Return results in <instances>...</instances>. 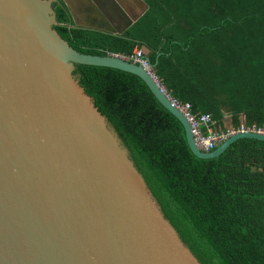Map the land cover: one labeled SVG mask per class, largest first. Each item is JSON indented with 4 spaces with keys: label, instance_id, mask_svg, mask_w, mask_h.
<instances>
[{
    "label": "water",
    "instance_id": "1",
    "mask_svg": "<svg viewBox=\"0 0 264 264\" xmlns=\"http://www.w3.org/2000/svg\"><path fill=\"white\" fill-rule=\"evenodd\" d=\"M58 1L0 0V264H201L80 85L76 65L143 80L199 159L264 135L238 133L202 151L153 66L76 51L56 30ZM137 1L140 13L118 36L148 12L146 0ZM94 2L102 12L117 8L115 0Z\"/></svg>",
    "mask_w": 264,
    "mask_h": 264
},
{
    "label": "trees",
    "instance_id": "2",
    "mask_svg": "<svg viewBox=\"0 0 264 264\" xmlns=\"http://www.w3.org/2000/svg\"><path fill=\"white\" fill-rule=\"evenodd\" d=\"M146 3L148 12L122 36L74 28L63 4L56 30L87 55L143 49L171 98L190 104L196 118L210 115L216 128L264 127V0ZM74 75L201 264H264V142L240 140L220 158L199 159L182 124L139 77L83 65Z\"/></svg>",
    "mask_w": 264,
    "mask_h": 264
},
{
    "label": "flooded vegetation",
    "instance_id": "3",
    "mask_svg": "<svg viewBox=\"0 0 264 264\" xmlns=\"http://www.w3.org/2000/svg\"><path fill=\"white\" fill-rule=\"evenodd\" d=\"M62 4L67 9L73 26L78 25L79 28L115 35H118V32L141 11V5L137 0H115L117 7L115 10L119 15L113 8L111 9L107 5L104 7L105 12H102L94 0H69L73 17L64 0H59L53 4V9L56 11Z\"/></svg>",
    "mask_w": 264,
    "mask_h": 264
},
{
    "label": "built area",
    "instance_id": "4",
    "mask_svg": "<svg viewBox=\"0 0 264 264\" xmlns=\"http://www.w3.org/2000/svg\"><path fill=\"white\" fill-rule=\"evenodd\" d=\"M110 56H115L134 64H141L147 70L151 69V65L149 60L146 58L144 50L139 47H136L133 54L129 57L123 55ZM177 105L178 108H180L189 119L193 127V134L196 144L204 152L214 151L226 140L238 133H257L264 135V127L247 126L244 123L239 127L227 126L224 129L216 128V123L212 120L210 115H203L199 118H196L191 114L190 104L182 106L177 102Z\"/></svg>",
    "mask_w": 264,
    "mask_h": 264
},
{
    "label": "rangeland",
    "instance_id": "5",
    "mask_svg": "<svg viewBox=\"0 0 264 264\" xmlns=\"http://www.w3.org/2000/svg\"><path fill=\"white\" fill-rule=\"evenodd\" d=\"M146 54L148 55V51H146Z\"/></svg>",
    "mask_w": 264,
    "mask_h": 264
},
{
    "label": "bare ground",
    "instance_id": "6",
    "mask_svg": "<svg viewBox=\"0 0 264 264\" xmlns=\"http://www.w3.org/2000/svg\"><path fill=\"white\" fill-rule=\"evenodd\" d=\"M148 70H150V69H148Z\"/></svg>",
    "mask_w": 264,
    "mask_h": 264
}]
</instances>
